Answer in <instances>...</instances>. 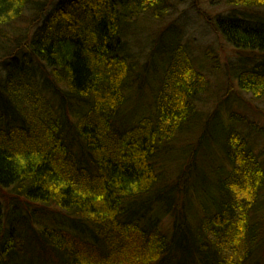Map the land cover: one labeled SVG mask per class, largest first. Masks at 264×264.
<instances>
[{"label":"trees","instance_id":"16d2710c","mask_svg":"<svg viewBox=\"0 0 264 264\" xmlns=\"http://www.w3.org/2000/svg\"><path fill=\"white\" fill-rule=\"evenodd\" d=\"M209 1L264 102V0ZM172 8L0 0V264H264V129L208 114Z\"/></svg>","mask_w":264,"mask_h":264},{"label":"rangeland","instance_id":"374dc122","mask_svg":"<svg viewBox=\"0 0 264 264\" xmlns=\"http://www.w3.org/2000/svg\"><path fill=\"white\" fill-rule=\"evenodd\" d=\"M171 1L173 16L160 28L162 30L160 34L178 31L179 41L184 46L188 45L187 55L197 58L205 65L212 85L202 96L201 101L208 114L218 110L219 114H225L228 118V112L236 111L264 129V102L254 99L247 92L240 91L232 72L234 66L240 63L239 55L212 23L213 16L222 11H230L231 8L209 0ZM250 125L246 124L244 128L237 126V129L245 134L250 130ZM250 133L251 137L255 139L258 137L260 141V135L253 131Z\"/></svg>","mask_w":264,"mask_h":264}]
</instances>
